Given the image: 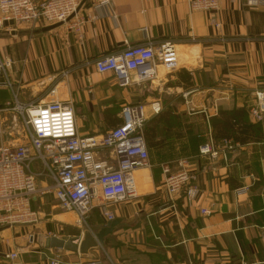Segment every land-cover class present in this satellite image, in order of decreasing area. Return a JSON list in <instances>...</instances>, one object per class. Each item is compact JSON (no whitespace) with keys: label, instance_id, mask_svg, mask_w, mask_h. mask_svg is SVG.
I'll return each instance as SVG.
<instances>
[{"label":"crops","instance_id":"1","mask_svg":"<svg viewBox=\"0 0 264 264\" xmlns=\"http://www.w3.org/2000/svg\"><path fill=\"white\" fill-rule=\"evenodd\" d=\"M93 2L82 1L80 34L63 23L0 25V62H10L0 78V106L13 98L22 104L70 99L77 131L100 135L121 122L124 104L140 102L146 121L169 114L184 129L168 135L157 125L160 144L148 147L151 167L135 172L138 196L113 206L121 222L91 257L39 243L40 235L79 237L84 228L62 212L55 221L42 216L34 225L0 227V264H48L51 252L61 255V264H264V116L248 117L261 130L257 140L235 142V150L216 156L200 153L202 144L213 151L225 141L213 137L211 116L250 107L254 93L264 90V4L222 0L207 13L191 11L189 0H112L100 8ZM165 41L174 44L178 65H160L152 81L120 87L112 73L95 69L102 55ZM154 101L158 113L149 106ZM182 157L199 189L190 203L185 190L170 201L163 185L161 165L176 170ZM40 198L32 199L33 207ZM90 216L91 229L107 222L97 212ZM15 251L18 257L9 259Z\"/></svg>","mask_w":264,"mask_h":264},{"label":"built area","instance_id":"2","mask_svg":"<svg viewBox=\"0 0 264 264\" xmlns=\"http://www.w3.org/2000/svg\"><path fill=\"white\" fill-rule=\"evenodd\" d=\"M82 1L0 0V25L10 20L33 27L63 23L80 34L86 22L79 13ZM111 1L94 0L93 7L100 8ZM221 1L189 0V7L191 11L211 13L218 10ZM260 4H264V0L242 2L248 8ZM212 22L219 26L213 19ZM9 63L0 62V78ZM160 65L167 70L178 65L177 53L170 41L159 46L128 45L100 56L94 63L99 73H112L120 87L152 81ZM254 95L255 103L249 107V114L261 118L264 116V90ZM149 106L155 113L161 108L158 101ZM120 118L117 126L100 135H82L77 131L70 99L22 104L13 98L0 106V227L37 224L42 215L32 206V199L45 195H52L61 209L76 215L79 223L87 224L93 212L105 221L114 219V205L138 196L136 170L151 167L143 133L146 105L126 103L120 109ZM4 134L11 140L4 141ZM15 136L17 140L13 139ZM236 146L234 141L225 140L219 150L210 151L206 143L201 145L200 153L216 156L235 150ZM186 162L185 158H179L176 170H172L169 163L161 165L163 185L170 201L185 190V198L190 203L199 192L196 174L186 168ZM200 212L211 213L206 208ZM51 236L54 235L46 237ZM18 255L15 251L7 257L14 260ZM48 255V264L62 263L58 252Z\"/></svg>","mask_w":264,"mask_h":264},{"label":"trees","instance_id":"3","mask_svg":"<svg viewBox=\"0 0 264 264\" xmlns=\"http://www.w3.org/2000/svg\"><path fill=\"white\" fill-rule=\"evenodd\" d=\"M248 117L249 106L246 105L229 110H219L216 115L210 117L213 137L218 141L233 140L242 145L251 140H257L261 135V130ZM171 118L169 114H163L145 122L143 133L147 148L160 144L159 140H155L157 125H162V129L168 132V135L181 136L179 132H182L184 127L182 128L179 124L172 125Z\"/></svg>","mask_w":264,"mask_h":264},{"label":"water","instance_id":"4","mask_svg":"<svg viewBox=\"0 0 264 264\" xmlns=\"http://www.w3.org/2000/svg\"><path fill=\"white\" fill-rule=\"evenodd\" d=\"M7 24V23H5ZM9 24L12 25L13 21L10 20ZM233 153L227 152L226 158L232 156ZM121 222L119 217L107 221L103 226L98 229H91L90 227L84 228L79 237H70L68 239L59 238L56 236L43 238L42 235L39 237V243L42 247L65 249L72 252H77L83 258L91 257V250L105 245L107 236L111 235L116 227Z\"/></svg>","mask_w":264,"mask_h":264},{"label":"rangeland","instance_id":"5","mask_svg":"<svg viewBox=\"0 0 264 264\" xmlns=\"http://www.w3.org/2000/svg\"><path fill=\"white\" fill-rule=\"evenodd\" d=\"M18 136H15L13 139H15V140H17L16 138H17ZM21 139V137H19V139L18 140H20ZM9 140H11V137L9 138L7 135H5L4 134V141H6V142H8ZM12 142V141H11ZM178 168V167H177ZM176 168V169H177ZM57 204V205H56ZM34 209H36V210H39V211H41V212H46V213H52L53 215H46V214H44V215H42V213H41V215L42 216H45L44 217V219H47V218H53L54 219V221L62 214V212H65L63 209H61L60 207H59V205H58V201L57 200H53L50 196H42L40 199H39V201H38V203H36L35 205H34ZM67 213V212H66ZM71 214V213H70ZM73 215V214H72ZM41 216V217H42ZM49 216V217H48ZM91 217V216H90ZM89 217V219L87 218V220H86V222L89 224H85L84 222H81L80 224H81V228L83 229V228H86L87 226H91L90 228H92V226L93 225H91L90 224V220H91V218ZM67 219H68V221H71V219L69 218V217H66ZM73 219H77L76 218V215H73ZM72 219V220H73ZM119 243V242H118ZM102 253V252H101ZM101 258H105V256H104V253H102L101 254V256H100Z\"/></svg>","mask_w":264,"mask_h":264}]
</instances>
